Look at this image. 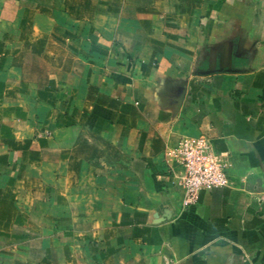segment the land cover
<instances>
[{"label":"crops","instance_id":"obj_1","mask_svg":"<svg viewBox=\"0 0 264 264\" xmlns=\"http://www.w3.org/2000/svg\"><path fill=\"white\" fill-rule=\"evenodd\" d=\"M0 264H264V0H0Z\"/></svg>","mask_w":264,"mask_h":264},{"label":"built area","instance_id":"obj_2","mask_svg":"<svg viewBox=\"0 0 264 264\" xmlns=\"http://www.w3.org/2000/svg\"><path fill=\"white\" fill-rule=\"evenodd\" d=\"M170 154L181 168L176 178L184 190L186 206L194 204L203 191L228 186L223 158L207 136L184 137Z\"/></svg>","mask_w":264,"mask_h":264},{"label":"rangeland","instance_id":"obj_3","mask_svg":"<svg viewBox=\"0 0 264 264\" xmlns=\"http://www.w3.org/2000/svg\"><path fill=\"white\" fill-rule=\"evenodd\" d=\"M46 134H48V133H46Z\"/></svg>","mask_w":264,"mask_h":264}]
</instances>
